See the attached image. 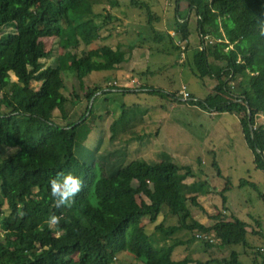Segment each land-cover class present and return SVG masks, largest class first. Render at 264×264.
Segmentation results:
<instances>
[{"label": "trees", "instance_id": "obj_1", "mask_svg": "<svg viewBox=\"0 0 264 264\" xmlns=\"http://www.w3.org/2000/svg\"><path fill=\"white\" fill-rule=\"evenodd\" d=\"M99 1L0 0V32L16 29L0 36V264H73L74 256L76 264H117L115 260L121 255L135 257L141 264H245L244 256L251 264H264V247H252L247 221L234 214L227 219L211 216L214 224L206 226L193 216L189 203L195 206L197 200L183 193L186 179L194 176L188 166L165 160L154 164L133 160L116 172L117 165L110 170L82 162L75 148L89 138L91 125H96L99 117L88 108L76 123L68 122L65 106L70 100L64 94L67 76L76 77L83 85L95 72H117L128 55L146 48L147 39L139 30L142 22L129 20L128 11H134L144 20L158 50L167 54L177 51L180 56L185 53V60L180 62L191 68L196 78L220 82L204 99L191 94L196 99L192 105L237 116L255 168L264 173V122H258L264 118V36L257 27L264 20V0H176L175 9L171 7V30L153 0H108L110 7L102 12L96 9ZM181 2L187 5L185 18L181 17ZM193 13L201 39L209 36L220 43L192 51H183L174 43L169 33L172 30L182 40H189V17ZM124 21L137 34V41L133 33L119 31ZM117 34H124L129 42L109 45L108 40ZM54 37L65 53L58 56L56 66L45 67L43 60L53 51L42 40ZM167 39L171 45L166 44ZM150 70L134 69L130 75L142 82L148 94L174 98L147 85ZM11 74L17 81H12ZM34 82L40 83L38 89H34ZM115 89L131 91L125 85ZM104 92L115 91L97 85L88 89L86 98L91 102ZM121 120L112 126V139L118 135L116 126ZM3 148L18 152L2 158ZM106 153L112 158L111 152ZM59 172L79 177L84 185L70 208H57L50 195L49 180ZM140 193L149 206L138 202ZM261 197L264 201V193ZM222 199L228 210L225 195ZM163 208L168 209L165 216L177 217L178 223L170 227L160 224L155 230L167 236L190 231V243L200 239L208 251L232 246H242V251L206 261L190 257L174 260L176 248L186 242L157 250L143 224L146 218L156 223ZM53 214L62 219L49 228L45 221ZM252 232L261 234L254 229Z\"/></svg>", "mask_w": 264, "mask_h": 264}, {"label": "rangeland", "instance_id": "obj_2", "mask_svg": "<svg viewBox=\"0 0 264 264\" xmlns=\"http://www.w3.org/2000/svg\"><path fill=\"white\" fill-rule=\"evenodd\" d=\"M157 2L159 14L164 16L167 29L174 20V9L176 0H153ZM96 7L98 12L109 9L108 0L99 1ZM173 7V8H171ZM181 17H186L187 5L180 3ZM158 8V7H156ZM129 15L131 22H142L139 30L143 37L147 39L145 49H137L130 57L129 65L124 67L122 73L115 71L95 72L84 79L83 85L76 77L67 76V90L64 94L70 102L65 109L69 115L68 122H75L86 114L88 108L95 115H98L96 125L92 124V133L89 138L79 147L75 148L76 156L88 165H96L113 170L117 165L120 169L125 168L133 160L146 161L150 164L161 161H171L180 166H188L192 169L194 176L188 177L185 182L188 187L184 190L187 197H195L197 206L189 203L193 216L206 226H212L214 221L211 216H220L224 219L230 218L233 214L241 220L247 221L249 225V236L252 247H264V201L261 194L264 193V173L257 170L254 165V156L248 147L242 131L240 119L230 113H217L211 110H204L192 102H175L183 86L188 87V91L197 99H204L215 87L220 84L212 78L204 81L196 78L191 68L184 67L180 61L182 57L177 51L171 54L158 50V46L152 41L149 30L144 26V20L140 19L134 11ZM117 13V12H116ZM123 18L121 12L117 13ZM136 18V19H135ZM126 21V20H125ZM124 21V24L126 23ZM189 45L188 49L193 50L199 46L200 36L197 31V16L195 13L189 17ZM128 22V20H127ZM119 31L133 33L126 24L118 28ZM136 29V28H135ZM171 30V29H170ZM15 28H6L3 33H15ZM174 38V43L181 42L180 36L175 30L169 32ZM134 34L137 41L138 36ZM106 35V32H103ZM114 36L108 40V44L116 46L119 42L128 43L129 39L124 38V34ZM46 48L52 49L53 54L49 59L43 60L45 67L56 66L57 58L63 55L65 50L59 44L57 38H45L42 40ZM167 45L171 43L166 40ZM183 42V40H182ZM182 56V54H181ZM130 67L145 69L150 67L151 75L148 77L147 85L165 93L172 94L174 98L168 99L164 95H151L143 89V84L136 78H132ZM118 77V78H117ZM114 79L118 86L106 89V86ZM12 81H17L14 74H11ZM120 79V80H119ZM103 85L105 91L101 95H96L91 102L86 98L89 88ZM129 86L131 91L122 92L116 87ZM40 83H33L34 89H38ZM178 94V95H177ZM175 95L177 97H175ZM55 115H60L55 112ZM116 126L118 135L113 138L112 126L115 121L121 119ZM90 121V120H88ZM259 123L264 122L260 117ZM128 150L126 157L123 152ZM118 150L125 159H118L117 156L110 157L106 151ZM18 152L14 148H3L2 158H8ZM111 158V159H110ZM105 160V161H103ZM121 163H118V162ZM110 172V171H109ZM108 172V173H109ZM186 173V171H184ZM110 175L114 173H109ZM245 180L247 183L242 184ZM226 190V188H228ZM222 195L227 198V208L223 206ZM137 200L145 206H149V201L138 194ZM202 207L200 209L199 207ZM167 208H163L159 220L150 223L149 218L143 221L147 232L151 235L152 245L157 250H163L172 246L176 242L184 241L185 245H180L174 252L173 259L180 261L185 257H190L197 261H206L211 258L229 257L230 252L242 251V246H232L227 249L215 247L207 250L204 243L198 239L190 243L193 234L187 230H179L171 236H167L155 227L164 224L170 227L178 223V219L172 215H166ZM166 219V220H165ZM165 220V222H164ZM253 229L261 234H253ZM0 237H3L0 231ZM212 242L213 238H209ZM243 257V256H242ZM245 264L251 261L244 256L241 258ZM77 256L72 257V263L76 264ZM141 264L135 257L121 255L116 260L117 264Z\"/></svg>", "mask_w": 264, "mask_h": 264}, {"label": "clouds", "instance_id": "obj_3", "mask_svg": "<svg viewBox=\"0 0 264 264\" xmlns=\"http://www.w3.org/2000/svg\"><path fill=\"white\" fill-rule=\"evenodd\" d=\"M257 27L259 34L264 36V20H260ZM49 185L50 195L54 199L57 208H70L75 203L76 197L81 193L84 186L79 177L71 173L65 174L63 172H59L55 177L50 178ZM19 214L23 215L24 213L20 212ZM61 219L62 217L53 214L48 217L45 223L49 228H52L59 225Z\"/></svg>", "mask_w": 264, "mask_h": 264}, {"label": "built area", "instance_id": "obj_4", "mask_svg": "<svg viewBox=\"0 0 264 264\" xmlns=\"http://www.w3.org/2000/svg\"><path fill=\"white\" fill-rule=\"evenodd\" d=\"M181 42H178L176 43L177 46H179L181 48V50H187L188 49V45H189V42L186 41V40H183L182 42V38H180ZM215 42H220V41H217L209 36L207 37H203L201 39L200 37V43H199V50H203L205 48V46L207 45H211V44H214ZM182 61L185 60V53H182ZM114 86H117V83L116 82H113V83H110L109 84V87H114ZM178 95V94H177ZM178 99L181 101V102H184V103H188V102H193V101H196V99H194L192 96H191V93L188 91L187 87L186 86H183L182 89L180 90V94L178 96Z\"/></svg>", "mask_w": 264, "mask_h": 264}, {"label": "crops", "instance_id": "obj_5", "mask_svg": "<svg viewBox=\"0 0 264 264\" xmlns=\"http://www.w3.org/2000/svg\"><path fill=\"white\" fill-rule=\"evenodd\" d=\"M136 52V50L132 53V54H130V55H128L127 56V61L124 63V64H122L120 67H119V70H117V72L118 73H122V70L123 71H125L124 70V67H126V65H129V60H130V57L134 54ZM122 69V70H121ZM134 69H137L136 67L135 68H133V67H130V71H133ZM212 89L214 88V87H211ZM123 150H125V152H123L124 154H125V157H126V154H127V152H128V150H126L125 148L123 149ZM106 152H111L112 154V157L113 156H122L120 153H119V151L118 150H116V149H114L113 151H106ZM125 157H123L124 159H125ZM186 184H187V187H188V183L186 182Z\"/></svg>", "mask_w": 264, "mask_h": 264}]
</instances>
